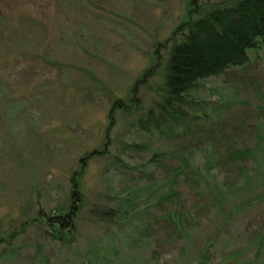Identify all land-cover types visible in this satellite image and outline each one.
Returning <instances> with one entry per match:
<instances>
[{
	"label": "rangeland",
	"instance_id": "rangeland-1",
	"mask_svg": "<svg viewBox=\"0 0 264 264\" xmlns=\"http://www.w3.org/2000/svg\"><path fill=\"white\" fill-rule=\"evenodd\" d=\"M189 2L0 0V264H264V46L200 81L187 129L146 132L125 116L111 158L90 156ZM72 177L74 236L22 230L67 205Z\"/></svg>",
	"mask_w": 264,
	"mask_h": 264
},
{
	"label": "trees",
	"instance_id": "trees-1",
	"mask_svg": "<svg viewBox=\"0 0 264 264\" xmlns=\"http://www.w3.org/2000/svg\"><path fill=\"white\" fill-rule=\"evenodd\" d=\"M262 46L264 0H218L204 3L190 0L183 21L169 38L157 43L154 63L135 81L128 99L113 102L104 148L93 151L90 156L111 158V132L120 119L124 120L122 125L129 124L125 116L137 114L134 125L146 132L160 131L167 127L187 129L192 119L187 109L191 103L188 95L198 87L200 81L248 65V52ZM154 80H158L155 82L157 98L148 107L142 92ZM194 118L197 117L194 115ZM133 147L141 148L136 144ZM158 156L154 155L152 161L158 162ZM86 158L82 159V163ZM71 183L70 201L66 206L55 214L41 212L36 219L24 222L21 229L39 222L47 227L54 240L68 242L76 233V220L83 206L80 181L72 177ZM219 198L214 195L215 201L218 202ZM17 234L18 231L13 232L9 238ZM231 256L238 258L239 252Z\"/></svg>",
	"mask_w": 264,
	"mask_h": 264
}]
</instances>
